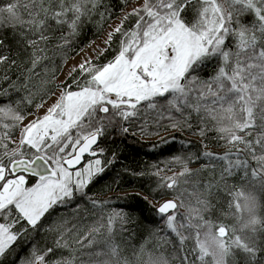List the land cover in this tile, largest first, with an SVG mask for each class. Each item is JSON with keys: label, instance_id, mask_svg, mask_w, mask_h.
Segmentation results:
<instances>
[{"label": "snow or ice", "instance_id": "1", "mask_svg": "<svg viewBox=\"0 0 264 264\" xmlns=\"http://www.w3.org/2000/svg\"><path fill=\"white\" fill-rule=\"evenodd\" d=\"M0 264H264V0H0Z\"/></svg>", "mask_w": 264, "mask_h": 264}, {"label": "trees", "instance_id": "2", "mask_svg": "<svg viewBox=\"0 0 264 264\" xmlns=\"http://www.w3.org/2000/svg\"><path fill=\"white\" fill-rule=\"evenodd\" d=\"M91 38V37H90ZM168 133H161V136L167 137ZM194 139V138H192ZM160 137L158 136H138L136 141L129 137L123 144L120 145V151L122 153V162L129 167H145L154 162L163 160L170 155L178 154L180 151V144L178 140L176 142H169L168 144H160L156 148L152 147V143L159 141ZM143 141V143L137 142ZM110 182V181H109ZM103 185H98L97 188H102ZM147 187V185H145ZM142 189L139 184H125L119 189L113 185V191L109 192L105 189V196H125L128 194L129 200L127 203L123 200L114 201L115 205L125 206V210L131 212L134 216L140 217L141 220H144L145 217L149 216L147 207L142 203L138 202L131 197L136 192H141ZM147 221H145L146 223Z\"/></svg>", "mask_w": 264, "mask_h": 264}]
</instances>
